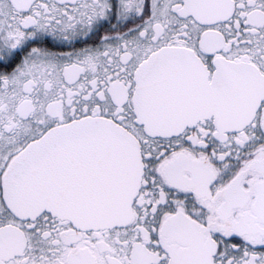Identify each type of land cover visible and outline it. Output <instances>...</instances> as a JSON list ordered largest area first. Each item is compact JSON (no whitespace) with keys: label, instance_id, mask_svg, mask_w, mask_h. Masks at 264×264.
<instances>
[{"label":"snow or ice","instance_id":"1","mask_svg":"<svg viewBox=\"0 0 264 264\" xmlns=\"http://www.w3.org/2000/svg\"><path fill=\"white\" fill-rule=\"evenodd\" d=\"M0 264H264V0H0Z\"/></svg>","mask_w":264,"mask_h":264}]
</instances>
